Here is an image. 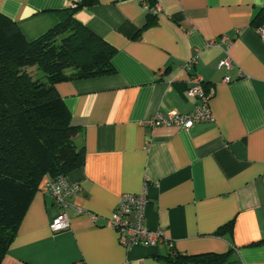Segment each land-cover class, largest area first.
<instances>
[{
    "label": "crops",
    "instance_id": "crops-1",
    "mask_svg": "<svg viewBox=\"0 0 264 264\" xmlns=\"http://www.w3.org/2000/svg\"><path fill=\"white\" fill-rule=\"evenodd\" d=\"M77 1L0 0V13L32 40ZM156 4L159 11L145 0H96L75 12L115 47V72L55 85L84 151L66 176L80 184L65 210L69 226L51 230L59 208L37 191L0 264H166L175 253L207 252H229L224 264H264V39L255 30L264 24L253 26L264 0ZM226 55L228 72L218 68ZM192 75L211 90L214 120L186 130L150 125L156 114L193 109ZM142 192L145 225L167 240L126 249L106 219L122 194Z\"/></svg>",
    "mask_w": 264,
    "mask_h": 264
},
{
    "label": "trees",
    "instance_id": "trees-1",
    "mask_svg": "<svg viewBox=\"0 0 264 264\" xmlns=\"http://www.w3.org/2000/svg\"><path fill=\"white\" fill-rule=\"evenodd\" d=\"M95 1L78 0L58 10V22L32 40L0 13V261L44 178H66L84 163L83 148L75 141L81 127L71 122L55 85L115 72V47L74 17ZM145 1L149 8L156 4ZM153 20L151 14L146 25ZM261 24L264 12L253 21L254 27ZM29 66L40 73L28 71ZM228 254L175 253L164 259L166 264H224Z\"/></svg>",
    "mask_w": 264,
    "mask_h": 264
},
{
    "label": "built area",
    "instance_id": "built-area-1",
    "mask_svg": "<svg viewBox=\"0 0 264 264\" xmlns=\"http://www.w3.org/2000/svg\"><path fill=\"white\" fill-rule=\"evenodd\" d=\"M75 3L71 5L74 7ZM160 6L155 4L154 11H159ZM257 34L264 39V26H258ZM195 58L192 57L186 68L191 67ZM218 68L228 72L232 68L231 58L226 55L218 62ZM224 81L229 82L231 78L226 74ZM188 97L196 98L197 103L193 109L187 113H179L176 111H168L164 114H156L150 121V125H176L183 129H188L195 123L211 122L214 116L209 107V98L211 90H205L203 80L198 75H192L189 79V85L186 89ZM80 188L78 182H70L63 175L56 177H48L41 185V193L52 198L55 205L58 206L59 212L51 219L49 227L53 232L62 231L69 226V218L66 208L70 205L69 197L77 193ZM147 203L145 192L139 194L125 193L122 194L117 202L116 208L110 217L106 219V225L118 232V240L126 249L133 245H155L159 242L167 240L162 230L149 229L144 223V209ZM78 212H82L80 208H76ZM87 213V212H85ZM91 219L96 222L98 215L88 213ZM124 264V263H121Z\"/></svg>",
    "mask_w": 264,
    "mask_h": 264
},
{
    "label": "rangeland",
    "instance_id": "rangeland-1",
    "mask_svg": "<svg viewBox=\"0 0 264 264\" xmlns=\"http://www.w3.org/2000/svg\"><path fill=\"white\" fill-rule=\"evenodd\" d=\"M27 69H28V71H31V72H32V71H33V72H34V71H37L38 73H40V71L36 69V66H29Z\"/></svg>",
    "mask_w": 264,
    "mask_h": 264
}]
</instances>
